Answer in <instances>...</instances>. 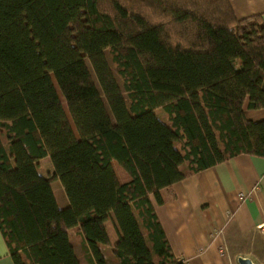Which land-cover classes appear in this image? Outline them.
<instances>
[{"label":"trees","instance_id":"16d2710c","mask_svg":"<svg viewBox=\"0 0 264 264\" xmlns=\"http://www.w3.org/2000/svg\"><path fill=\"white\" fill-rule=\"evenodd\" d=\"M247 99L264 108V22L229 0H0V231L14 264H80L76 226L89 264H108L109 220L119 264H184L151 196L161 204L163 189L234 156L264 158ZM44 157L65 208L37 170Z\"/></svg>","mask_w":264,"mask_h":264},{"label":"crops","instance_id":"0c3cea01","mask_svg":"<svg viewBox=\"0 0 264 264\" xmlns=\"http://www.w3.org/2000/svg\"><path fill=\"white\" fill-rule=\"evenodd\" d=\"M229 2L238 19L260 16L264 22V0ZM243 111L249 120L264 119V108L250 109L248 99ZM47 158L39 160L37 170L52 179V187L54 169L51 170ZM44 162L48 163L47 171L42 169ZM111 165L120 183L131 180L115 160ZM60 191L64 192L62 185ZM161 197L163 202L158 204L151 196L155 213L174 255L184 264H239V258L264 264V239L258 229L264 223V158L234 156L163 189ZM67 206L69 201L65 196L62 208ZM105 226L110 244L100 245V249L108 264H119L112 252L117 241H113L117 234L112 221H107ZM73 228L81 235L80 244H75L71 229L68 230L74 253L80 264H89L84 236L79 226ZM0 264H14L1 231Z\"/></svg>","mask_w":264,"mask_h":264},{"label":"rangeland","instance_id":"374dc122","mask_svg":"<svg viewBox=\"0 0 264 264\" xmlns=\"http://www.w3.org/2000/svg\"><path fill=\"white\" fill-rule=\"evenodd\" d=\"M105 54H106V58H107V61H108V63H109V66H110V68H111V70H112V72H113V74H114V76H115V78H116V80H117V82H118V84H119L121 90L123 91V94H124V97H125L126 101L128 102V98H127V95H126L125 90H124V87H123V79L121 78V76H120L119 73H118L117 66H116L115 63L113 62V60H112V56H111L109 50H105ZM88 65H89V69H90V71H91L92 77H93V79H94V81H95L97 87L99 88L98 83H97V80H96V77H95V75H94V73H93V70H92V68H91V66H90L89 63H88ZM99 89H100V88H99ZM57 91H58V94H59V96H60V99H61L62 105H63L65 111H67V110H66V107H65L64 99H63V97H62V95H61V93H60V91H59L58 88H57ZM66 113H67V115H68V112H66ZM157 115H158V117H160V119H161L162 121H165V119H162V118H163L162 116H164V113H163V110H162L161 108H158V109H157ZM68 117H69V115H68ZM165 122H166V121H165ZM47 161L49 162V165H50L51 170H53V166H52V163H51L50 159L47 158ZM47 164H48V163H46V162H44V163L41 164L42 169H43L44 171H47ZM60 186H61L60 181L54 179V180H53V184H52V188L54 189L53 192H54V194H55V196H56V200H57L58 205H60V207H62V201L64 200V198H65L66 195H65L64 192L62 193V192L60 191ZM70 233H71V238H72L73 242H74L75 244H80L81 235L78 234V231L76 230V228H71ZM74 234H75V235H74ZM75 238H76V240H75ZM113 238H114L113 241H115V240L117 239L116 237H113Z\"/></svg>","mask_w":264,"mask_h":264},{"label":"water","instance_id":"95a60500","mask_svg":"<svg viewBox=\"0 0 264 264\" xmlns=\"http://www.w3.org/2000/svg\"><path fill=\"white\" fill-rule=\"evenodd\" d=\"M239 264H253L249 259L246 258H239Z\"/></svg>","mask_w":264,"mask_h":264},{"label":"built area","instance_id":"2783aa9c","mask_svg":"<svg viewBox=\"0 0 264 264\" xmlns=\"http://www.w3.org/2000/svg\"><path fill=\"white\" fill-rule=\"evenodd\" d=\"M264 239V223L258 227Z\"/></svg>","mask_w":264,"mask_h":264}]
</instances>
